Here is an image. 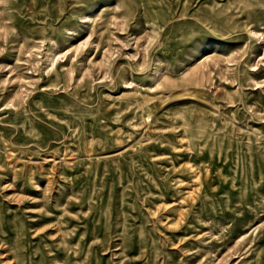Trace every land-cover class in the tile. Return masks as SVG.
Instances as JSON below:
<instances>
[{"label": "rangeland", "instance_id": "rangeland-1", "mask_svg": "<svg viewBox=\"0 0 264 264\" xmlns=\"http://www.w3.org/2000/svg\"><path fill=\"white\" fill-rule=\"evenodd\" d=\"M0 264H264V0H0Z\"/></svg>", "mask_w": 264, "mask_h": 264}]
</instances>
